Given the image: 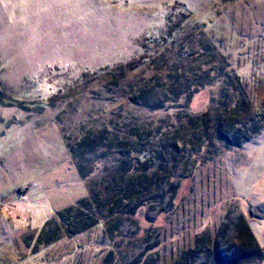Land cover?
Instances as JSON below:
<instances>
[{
  "label": "rangeland",
  "instance_id": "374dc122",
  "mask_svg": "<svg viewBox=\"0 0 264 264\" xmlns=\"http://www.w3.org/2000/svg\"><path fill=\"white\" fill-rule=\"evenodd\" d=\"M173 61L197 71L196 83L215 82L188 100L191 113L208 109L221 83L243 84L251 105L243 119L264 112V0H0V264L150 262L141 252L171 264L203 231L214 236L229 212L242 214L264 250V132L241 149H203L170 166L167 213H158L172 195L162 185L161 206L75 237L58 231L49 245L40 236L86 196L68 146L81 128L129 110L113 70L133 63L127 81L159 86ZM137 113L154 125L166 117ZM98 156H87L85 175Z\"/></svg>",
  "mask_w": 264,
  "mask_h": 264
},
{
  "label": "trees",
  "instance_id": "16d2710c",
  "mask_svg": "<svg viewBox=\"0 0 264 264\" xmlns=\"http://www.w3.org/2000/svg\"><path fill=\"white\" fill-rule=\"evenodd\" d=\"M130 64L112 72L116 73L114 87L125 99L129 110L124 112L120 108L114 116L116 121L103 123L99 128H81L79 141L68 144L72 161L83 178L86 196L57 213L58 220L45 224L40 236H47L48 245L49 240H56L58 231L66 230L67 236L75 237L100 222L108 224L127 216L131 210L136 212L161 206L164 194L172 193L170 178H167L170 166L174 167L183 157L194 160L203 149L221 146L228 151L241 149L264 132L263 111L243 119L251 105L241 83L237 86L221 83L219 97L208 109L200 114L189 111L188 100L207 86L215 85L214 80L205 77L213 71L217 74L218 64L208 66L207 73L202 74L206 81L199 85L193 78L197 71H180L179 63L173 61L176 69L167 72L163 78L159 77V86H153L146 78L148 82L144 79L127 81V75L135 72L134 64ZM154 100L158 102L156 105ZM137 112L165 114L166 117L154 125L153 120L146 121ZM171 113L174 118L169 121ZM70 141L67 139V143ZM96 152L100 156L93 164L90 161L92 173L85 175L88 162H84L88 155ZM184 153L187 154L182 155ZM162 185L170 188L156 196L154 192H159ZM173 195L165 204L167 210L161 209L159 215L172 209ZM234 216L229 212L214 236L208 227L203 228L207 231L197 235L193 248L180 252L172 258L171 264L264 263V250L259 247L242 214ZM72 227L74 230H70ZM140 256L149 258L147 264H156L153 254L141 252ZM131 264L140 262L135 259Z\"/></svg>",
  "mask_w": 264,
  "mask_h": 264
}]
</instances>
